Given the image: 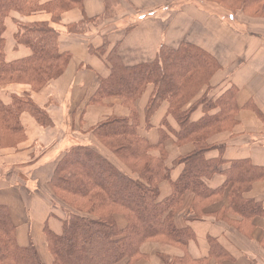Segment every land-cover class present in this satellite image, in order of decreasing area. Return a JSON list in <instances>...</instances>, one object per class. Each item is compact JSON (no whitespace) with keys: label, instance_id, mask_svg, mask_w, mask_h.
<instances>
[{"label":"crops","instance_id":"0c3cea01","mask_svg":"<svg viewBox=\"0 0 264 264\" xmlns=\"http://www.w3.org/2000/svg\"><path fill=\"white\" fill-rule=\"evenodd\" d=\"M79 1L58 23L45 11L26 17L12 12L5 20V62L31 54L16 43L14 21L48 23L60 34V53L69 56L64 72L38 91L21 83L0 86L4 105L13 95L28 96L52 124L42 127L22 113L24 139L0 149V206L8 211L17 245L32 243L42 262L52 264L46 232L60 234L64 213L49 184L69 149L87 148L136 177L96 136L97 128L112 119L134 124L136 135L150 147L149 155L163 160L168 179L159 184L158 200L171 196L185 169L181 160L196 147L178 139L179 126L168 114L167 101L146 120L152 85L133 103V111L118 98H98L97 91L109 76L111 50L131 67L155 60L162 45L176 49L190 43L219 66L209 87L183 108H191L192 123L222 112L218 127L205 140L210 149L204 157L220 161L218 173L201 177L200 195L189 190L182 194L173 217L176 240L148 241L136 258L122 264H264V12L226 8L214 0H114L106 16L103 0ZM217 99L230 104L204 109ZM244 170L245 177L236 175ZM115 221L125 227L122 216L115 215Z\"/></svg>","mask_w":264,"mask_h":264},{"label":"trees","instance_id":"16d2710c","mask_svg":"<svg viewBox=\"0 0 264 264\" xmlns=\"http://www.w3.org/2000/svg\"><path fill=\"white\" fill-rule=\"evenodd\" d=\"M41 1L0 0V86L21 83L38 91L64 72L69 56L60 53V34L46 22L14 21L16 43L29 49L31 54L15 62H5L2 35L5 20L12 12L26 17L45 11L51 14L52 22L58 23L64 12L80 5L79 0ZM214 1L226 8L254 11L256 15L264 12V0ZM103 2L107 16L115 2ZM115 52L113 49L107 56L110 73L100 82L97 97L118 98L133 111V103L152 85L145 119L149 120L160 104L167 101L168 114L179 126L178 139L192 141L196 151L181 160L185 169L173 183L171 196L159 201V184L168 179V170L163 160L149 155L150 147L136 135L134 124L125 119H112L97 128L96 136L136 177L87 148L69 149L57 162L49 184L64 213L60 234L46 232L52 264L129 263L148 241L162 238L173 242L178 238L173 217L182 194L189 190L200 195L201 177L218 173L220 161H208L204 157L210 149L205 146V140L218 127L222 112L218 117L204 115L192 123L191 108L183 111L202 88L209 87L211 77L219 68L216 60L190 43H181L176 49L162 45L155 60L131 67L125 66ZM218 103L230 104V101H210L204 104V109L217 108ZM22 113H28L42 127L52 125L46 113L28 96L13 95L7 105L0 101V149L15 147L24 139ZM238 171L237 176L247 175L246 170ZM115 215L124 218L123 229L117 226ZM0 264H44L32 243L27 247L17 245L15 228L3 206H0Z\"/></svg>","mask_w":264,"mask_h":264}]
</instances>
